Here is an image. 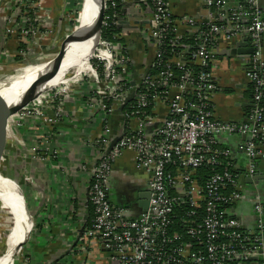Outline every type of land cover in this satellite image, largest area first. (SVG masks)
Masks as SVG:
<instances>
[{
  "label": "built area",
  "instance_id": "2783aa9c",
  "mask_svg": "<svg viewBox=\"0 0 264 264\" xmlns=\"http://www.w3.org/2000/svg\"><path fill=\"white\" fill-rule=\"evenodd\" d=\"M122 1L104 0L102 32L111 31V27L117 32L110 33L111 40L102 38L101 32L87 67L15 115L53 124L55 117L48 116L47 109L58 113L77 86L86 85L93 91L91 105L101 115L102 131L92 144L100 158L88 186L93 217L80 242L84 246L100 242L111 264H264V208L259 197L253 196V230H245L234 216L245 190L256 187L257 163L264 161V62L260 46L264 16L258 0H243L237 8H229L228 0H200L205 5L202 21L175 19L170 0H147L150 17L135 29L142 42L152 48V58L148 63L141 59L140 68L126 33L116 28ZM241 22L246 24L243 31L254 51L244 67L253 108L241 122L221 121L215 119L212 105L218 92L211 72L217 57L215 48L241 33ZM26 26L27 22L23 30L33 32ZM181 26L197 32L191 37L182 35ZM186 39L193 40V46ZM133 91L132 101L119 114V107ZM111 116L122 121L125 133L103 156L117 135L109 127ZM231 136L243 139L239 150L246 166L238 173L229 169L234 166L231 151L220 142V138ZM127 153L133 155L135 170L148 177V209L137 217H130L109 198L112 166ZM202 168L211 173L200 185L193 175ZM248 179L253 180L251 185L246 183ZM181 205L191 210L202 208V218L197 219L198 214L191 211L186 214L190 219H173ZM175 220L180 231L174 230Z\"/></svg>",
  "mask_w": 264,
  "mask_h": 264
},
{
  "label": "crops",
  "instance_id": "0c3cea01",
  "mask_svg": "<svg viewBox=\"0 0 264 264\" xmlns=\"http://www.w3.org/2000/svg\"><path fill=\"white\" fill-rule=\"evenodd\" d=\"M170 1L175 19L192 17L202 21L205 17L203 1ZM228 1L229 8H237L243 2ZM258 5L264 16V0H258ZM77 8L76 0H0V61L9 62L10 56L19 61L24 56L37 60L44 54L58 53L77 19ZM150 13L147 0H123L118 16L129 20L127 16L131 15L133 21L142 23ZM26 22L25 29L30 26L33 32L23 30ZM240 25L241 33L226 45L221 42L216 45L217 57L212 63L211 72L218 86L212 105L215 119L221 121H243L252 100L250 84L244 76L249 57L241 54L244 49H239L236 55L230 52L248 37L243 31L245 22ZM135 28L127 29L125 35L137 68H140L141 59L146 63L151 60L152 48L142 42ZM196 32L188 27L179 28L180 34L190 37ZM245 44L252 47L251 41ZM260 46L264 62V39ZM92 92L86 85L77 86L58 113L47 109L46 114L55 117L53 124L33 117L14 119L17 128L15 154L8 157L6 165L11 163L10 168L13 167L14 179L34 223L30 239L23 246L26 251L24 264H56L57 259V264H111L100 242L85 246L79 242L68 253L82 220L86 218V224L89 221L86 191L92 168L100 158L92 144L102 131L101 115L96 106L91 105ZM109 122L111 132L118 134L122 129L120 119L111 116ZM242 140L236 136L220 138L221 145L231 151L236 171H243L246 166L245 156L239 150ZM257 165L256 187L246 189L245 198L234 208V216L245 230H253L256 225L252 206L254 195L259 197L264 208V161ZM10 181L17 187L13 180ZM147 184V175L135 170L133 155L127 153L112 166L109 198L114 205L125 208L130 217H137L142 212L138 196L148 193Z\"/></svg>",
  "mask_w": 264,
  "mask_h": 264
},
{
  "label": "bare ground",
  "instance_id": "6f19581e",
  "mask_svg": "<svg viewBox=\"0 0 264 264\" xmlns=\"http://www.w3.org/2000/svg\"><path fill=\"white\" fill-rule=\"evenodd\" d=\"M94 15L95 0H83L79 22L74 31V34L79 35L78 39L74 44L69 42L67 45L66 56L55 67L58 74L45 84V90H50L64 83L65 72L69 68L75 66L76 71L80 72L87 67L88 61L96 51L99 43L95 30L84 34L85 31L90 30ZM50 61L36 66L22 67L7 73H0V106L10 105L15 100L17 103L22 97L30 96L32 93L29 90L30 85L45 74ZM0 201L12 217L10 232L5 242V250L0 256V264H14V256L19 251L18 245L26 240L28 233L32 232L31 219L29 220L24 209L19 189L13 182L3 177H0Z\"/></svg>",
  "mask_w": 264,
  "mask_h": 264
},
{
  "label": "water",
  "instance_id": "95a60500",
  "mask_svg": "<svg viewBox=\"0 0 264 264\" xmlns=\"http://www.w3.org/2000/svg\"><path fill=\"white\" fill-rule=\"evenodd\" d=\"M129 18V20H125L122 19L121 17H117L116 18V23L117 26L116 28L121 31V32H125L127 29H131L132 28H137V26H141L140 23H136L135 21H133V16L129 15L127 16ZM103 18H104V0H95V15H94V19L93 22L91 24L90 30L85 31L84 34L90 32L91 30H95L96 31V36H97V40L99 42L100 37H101V32H102V23H103ZM131 20L133 23H131ZM77 34H74L72 31V35L68 36L65 43H63V45L61 46L60 51L57 53V57H55L54 59H52L49 63V68L45 71V74L40 78L37 79L35 81H33V83L30 85L29 90H31V95L28 97H22L17 103L16 100L12 101V103L10 105H3L0 106V122L2 124H4L5 122H7V119L9 116L11 115H15L18 112H20L23 108H25L28 104H30L32 101H34L35 99H37L39 96H41L42 94L46 93L48 90H45V84L48 83L54 76H56L58 74V71L56 70V66L62 62L63 58L66 56L67 54V44L70 42V44H74V42L78 39ZM247 41H251V39L249 37H244L243 42L239 43L236 48L232 49L231 55H236L237 53H239V49H244L242 51L241 54H243L245 57H249L253 54V48L250 47L248 48L245 44V42ZM238 48V49H237ZM66 50V52H65ZM135 82H131V86H134ZM135 92L133 91L132 93H130L128 95V97L125 99V101L122 103V105L119 107L118 109V113L121 114L122 110L124 109V107L130 103L134 97ZM247 107H249L250 109L253 108V103L252 100L250 101V103L247 105ZM125 133L124 130V125H122V132L121 135H119V133L111 140L110 144L108 145L105 153L103 156H106L111 150L112 148L115 146V144L121 139L122 135ZM3 134L0 136V140L1 138H3ZM3 151L2 146H0V155ZM254 182H257V178L255 177ZM252 179H248L246 180V183L248 185H251L253 183ZM18 187V186H17ZM19 189V187H18ZM87 195H86V207H88L89 201H88V188H87ZM19 193H20V189H19ZM21 196V194H20ZM22 198V196H21ZM138 200H139V207L142 209V211H146L148 209V205H149V200H150V194L148 193H141L138 196ZM22 202H23V206L24 209L28 215L29 220L30 215L28 213L26 204L24 199L22 198ZM86 218L82 220V225L81 227L78 229L77 231V236L74 240V243L72 244V246L70 247L68 253L74 249V247L77 246V244L81 241L84 230H85V226H86ZM33 226V222L31 219V227ZM30 235L31 232L28 233V236L26 238V240H24L22 243H20L18 245V250L22 249L23 246L29 241L30 239ZM67 253V254H68ZM58 260H56V264L58 263Z\"/></svg>",
  "mask_w": 264,
  "mask_h": 264
},
{
  "label": "rangeland",
  "instance_id": "374dc122",
  "mask_svg": "<svg viewBox=\"0 0 264 264\" xmlns=\"http://www.w3.org/2000/svg\"><path fill=\"white\" fill-rule=\"evenodd\" d=\"M2 1H4V0H2ZM79 4H80L79 7L75 11V13L77 14V19H75V23L72 27V30L69 32L68 36L72 35V31L74 33L76 26L79 22L83 0H81V3H79ZM19 55H21V53ZM55 57H57V53L44 54V55L40 56V58L37 60H36V58L35 59L27 58V56L22 57L21 61H19L20 59H18V58H17L18 60L13 59V60H9V62H7L6 59H2L5 61L4 62L0 61V73H7V72H10V71L15 70V69H20L22 67L40 65V64H43L47 61L54 59ZM76 72L77 71H76L75 66L69 68L68 71L65 72L66 77L64 79V83L66 82V78L76 74ZM16 86H18V85H16ZM54 88H56V87H54ZM9 94H7V95H9ZM15 115L9 116L7 119V122H5L4 124H2L0 122V136L2 134L4 136L0 140V146H2V148H3V151L0 155V177L2 175L3 177H5L7 179L13 180L15 182V184L19 187V185L16 183L14 176H13V167L10 168L11 163H8V165H6V163L8 162V160H7L8 157L13 156L15 154L14 144H15V133L17 130L15 123H14ZM11 218L12 217L10 215V212L7 210L5 205L0 201V256H2V254L4 253V250H5V242H6L7 236L10 232V227H11L10 226L11 225L10 222L12 220ZM33 225H34V223H33ZM33 230H34V228H33ZM25 252H26L25 247H23L22 249H20L15 254L14 264H24L23 260L26 259L25 255H24Z\"/></svg>",
  "mask_w": 264,
  "mask_h": 264
},
{
  "label": "trees",
  "instance_id": "16d2710c",
  "mask_svg": "<svg viewBox=\"0 0 264 264\" xmlns=\"http://www.w3.org/2000/svg\"><path fill=\"white\" fill-rule=\"evenodd\" d=\"M77 4H78V7H79V3H81V0H76ZM75 18H77V15H75ZM111 31H106V32H102V38L105 37L106 39L108 40H111L112 38L110 37V33L114 34L117 32V30L114 28V27H111ZM187 40V39H186ZM187 43L190 44V47L193 46V40H187ZM188 44V45H189ZM11 60L15 59V60H18L17 58L13 57V56H10ZM135 69H136V66H134ZM131 69H133L131 67ZM134 72V74L136 75V70H132ZM250 92H251V98H252V88L250 86ZM250 108L249 109H246V113H245V117H248L249 113H250ZM122 123V121H121ZM225 147V146H224ZM233 163V161H232ZM229 168V167H228ZM232 170V172L234 173H238L239 171H236L234 166H232L231 168H229ZM217 171H222V168L221 169H218ZM211 171L209 168H202L200 170H198L194 175H193V178L195 180H199V184L200 185H203L206 181V179L208 178V176L210 175ZM191 211H195L197 214H198V218L197 219H200L202 218L203 216V212H202V208H198V209H195V210H191L187 205H181L179 208H176L175 210V217L173 219H190V218H186V214L190 213ZM89 212H90V218H89V221L88 223L86 224V227L90 225V220L92 219L93 217V212H92V207L91 205L89 204ZM195 219V218H193ZM175 226H174V230L176 231H180V228L177 227V226H180V224L178 223V221L175 220L174 222Z\"/></svg>",
  "mask_w": 264,
  "mask_h": 264
}]
</instances>
